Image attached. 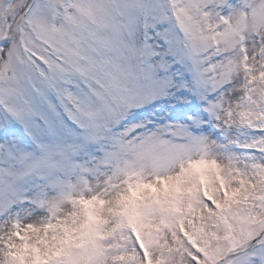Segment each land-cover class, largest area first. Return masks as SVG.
Here are the masks:
<instances>
[{
    "label": "snow or ice",
    "instance_id": "obj_1",
    "mask_svg": "<svg viewBox=\"0 0 264 264\" xmlns=\"http://www.w3.org/2000/svg\"><path fill=\"white\" fill-rule=\"evenodd\" d=\"M0 264H264V0H0Z\"/></svg>",
    "mask_w": 264,
    "mask_h": 264
}]
</instances>
